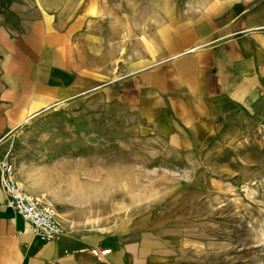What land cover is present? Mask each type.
<instances>
[{
    "label": "rangeland",
    "instance_id": "1",
    "mask_svg": "<svg viewBox=\"0 0 264 264\" xmlns=\"http://www.w3.org/2000/svg\"><path fill=\"white\" fill-rule=\"evenodd\" d=\"M57 1L85 16L75 64L99 87L17 130L0 158L28 170L35 197L56 217L181 237L190 264H264V94L247 118L181 149L158 132L153 111L143 114L125 79L153 61L159 27L187 22L210 0Z\"/></svg>",
    "mask_w": 264,
    "mask_h": 264
},
{
    "label": "crops",
    "instance_id": "2",
    "mask_svg": "<svg viewBox=\"0 0 264 264\" xmlns=\"http://www.w3.org/2000/svg\"><path fill=\"white\" fill-rule=\"evenodd\" d=\"M84 18L57 0H0V146L99 87L85 84L75 64L73 36ZM152 46L153 61L125 79L174 146L209 142L218 126L247 118L264 94V0H210L187 22L159 27ZM28 173L20 167L16 179L39 203ZM7 199L0 185V264H190L181 237L135 236L79 215L55 216L63 234L43 242ZM92 249L109 253L97 259Z\"/></svg>",
    "mask_w": 264,
    "mask_h": 264
},
{
    "label": "built area",
    "instance_id": "3",
    "mask_svg": "<svg viewBox=\"0 0 264 264\" xmlns=\"http://www.w3.org/2000/svg\"><path fill=\"white\" fill-rule=\"evenodd\" d=\"M0 185L7 195V209L28 223L31 233L41 241L49 243L58 240L63 229L53 211L41 206L37 200L26 195L16 179L15 169L6 157L0 158ZM108 250L92 249L97 259L108 254Z\"/></svg>",
    "mask_w": 264,
    "mask_h": 264
}]
</instances>
